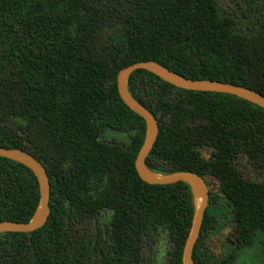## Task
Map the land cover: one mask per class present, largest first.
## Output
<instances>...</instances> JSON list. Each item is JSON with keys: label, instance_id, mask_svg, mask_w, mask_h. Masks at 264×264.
<instances>
[{"label": "trees", "instance_id": "1", "mask_svg": "<svg viewBox=\"0 0 264 264\" xmlns=\"http://www.w3.org/2000/svg\"><path fill=\"white\" fill-rule=\"evenodd\" d=\"M146 60L264 95V24L243 34L218 0H0V145L35 156L51 184L47 223L1 233L0 264H142L144 246L163 237L168 264H182L193 189L139 177L146 122L117 87L121 69ZM128 90L159 122L147 168L192 171L209 188L207 176L218 181L194 263L234 264L264 233V108L143 69ZM243 161L257 179L245 176ZM40 197L32 170L0 156V222L31 221ZM220 199L238 231L224 254L209 246Z\"/></svg>", "mask_w": 264, "mask_h": 264}, {"label": "water", "instance_id": "2", "mask_svg": "<svg viewBox=\"0 0 264 264\" xmlns=\"http://www.w3.org/2000/svg\"><path fill=\"white\" fill-rule=\"evenodd\" d=\"M147 70L174 86L186 90L220 92L235 95L264 108V95L252 88L243 85L210 79H190L167 67L152 61H139L120 70L117 78L118 92L129 108L140 115L146 122V139L135 161V168L139 177L150 184H173L176 182L188 183L194 192L198 190L200 200L195 198V211L191 227L183 248L182 264H195L193 251L201 233V228L210 199V188L206 179L192 171H179L169 174L154 173L147 168L146 159L154 147L159 135V122L153 113L138 102L128 90V78L136 70ZM0 156L14 159L32 170L38 180L40 188V204L35 217L29 222L6 220L0 222V234L6 232H33L42 228L50 216L49 196L51 184L43 163L31 153L19 149L0 145ZM156 174L160 176H156ZM235 230V238L237 234Z\"/></svg>", "mask_w": 264, "mask_h": 264}, {"label": "rangeland", "instance_id": "3", "mask_svg": "<svg viewBox=\"0 0 264 264\" xmlns=\"http://www.w3.org/2000/svg\"><path fill=\"white\" fill-rule=\"evenodd\" d=\"M218 4L220 13L232 17L237 23L238 30L243 34L254 33L260 30L264 24V0H218ZM203 152L206 156L211 153L210 150H204ZM241 166L248 179H257L258 175L251 169L247 161H243ZM207 177L210 190L217 192L219 188L218 181L213 177ZM260 179L262 180V178ZM212 210L220 220L227 219L234 226V221L230 219V208L226 206L223 199H220ZM218 236L219 233L217 232L209 239V246L219 254H224L233 246L235 227L223 241ZM214 237L216 238L213 239ZM263 238L264 233H259L255 243L246 248L234 264H254V262L255 264H264L261 243ZM170 248L171 244L166 237H163L160 242L144 246L142 264H168L167 253Z\"/></svg>", "mask_w": 264, "mask_h": 264}, {"label": "clouds", "instance_id": "4", "mask_svg": "<svg viewBox=\"0 0 264 264\" xmlns=\"http://www.w3.org/2000/svg\"><path fill=\"white\" fill-rule=\"evenodd\" d=\"M233 225L229 223V221L227 219H223L221 221H219L218 223V233H219V239L221 241H223L228 235L229 233L232 231L233 229ZM216 237H214L213 239H215ZM255 264V262H254Z\"/></svg>", "mask_w": 264, "mask_h": 264}, {"label": "bare ground", "instance_id": "5", "mask_svg": "<svg viewBox=\"0 0 264 264\" xmlns=\"http://www.w3.org/2000/svg\"><path fill=\"white\" fill-rule=\"evenodd\" d=\"M156 176H160V175L156 174ZM195 198L197 202L200 200V195L197 189H195Z\"/></svg>", "mask_w": 264, "mask_h": 264}]
</instances>
